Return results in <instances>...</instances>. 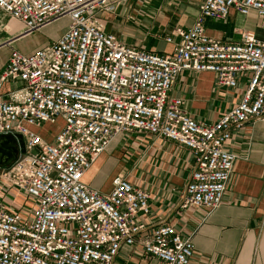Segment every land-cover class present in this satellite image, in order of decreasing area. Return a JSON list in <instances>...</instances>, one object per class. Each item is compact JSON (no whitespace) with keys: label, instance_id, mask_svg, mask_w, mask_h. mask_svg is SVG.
<instances>
[{"label":"built area","instance_id":"2783aa9c","mask_svg":"<svg viewBox=\"0 0 264 264\" xmlns=\"http://www.w3.org/2000/svg\"><path fill=\"white\" fill-rule=\"evenodd\" d=\"M126 1L0 0V12L21 26L0 49L70 20L47 46L31 54L12 49L0 73V137L19 147L23 136L26 147L0 168V264H114L123 246H140L166 264H191L193 235L151 224L149 192L118 177L105 194L84 176L120 136L166 139L194 160L180 210L212 213L238 159L228 147L232 129L264 121V40L244 31L240 42L227 43L206 33L207 20L224 21L232 9L255 11L264 26V0H205L194 24L166 38L174 43L168 54L128 46L107 31L102 15L116 16ZM183 72L215 73L217 87L227 90L244 80L246 88L218 121L201 123L171 96ZM58 119L64 126L52 142L30 128ZM11 191L7 206L2 198ZM31 197L34 207L27 208Z\"/></svg>","mask_w":264,"mask_h":264},{"label":"crops","instance_id":"0c3cea01","mask_svg":"<svg viewBox=\"0 0 264 264\" xmlns=\"http://www.w3.org/2000/svg\"><path fill=\"white\" fill-rule=\"evenodd\" d=\"M153 1L158 4L151 18L167 20V15H170L168 24L172 20L175 22L171 30L167 29L164 34L156 36L141 27L117 23L106 25L107 31L128 46L162 54L172 53L174 43H167L166 38L177 27L188 28L194 24L205 0ZM108 16L114 18L113 15ZM145 19L149 20L148 16ZM8 29L11 34H1L0 45L13 38L17 26L12 22ZM244 31L252 32L258 39L264 40L263 21L255 11L245 16L232 9L224 21H206V33L223 42H240ZM23 40L13 45H18L21 50L28 48L29 44L20 43ZM174 40L176 42L178 38ZM51 42L45 41L40 48ZM8 59L7 54L0 60V73ZM245 88L244 80L237 89L227 90L217 87L215 73L183 72L178 76L171 96L182 98L187 112L194 119L213 124L238 103ZM125 137H118L97 159L84 176L86 185L108 194L116 178L132 179L137 188L150 193L151 212L148 221L151 224L174 225L184 236L193 235L195 257L191 264H264V121L255 119L240 130L232 129L228 147L238 159L224 201L212 213L206 209L180 210L181 195L190 181L194 164L188 148L146 135L143 142L135 144V155L130 161L131 171H124V175H121V162L111 166L108 161L110 155L118 157L122 153L115 148L114 143ZM2 149L5 150V145ZM114 264L166 263L144 254L140 246H123Z\"/></svg>","mask_w":264,"mask_h":264},{"label":"rangeland","instance_id":"374dc122","mask_svg":"<svg viewBox=\"0 0 264 264\" xmlns=\"http://www.w3.org/2000/svg\"><path fill=\"white\" fill-rule=\"evenodd\" d=\"M157 4L158 3H156V1L154 2L153 0H128L123 4L122 7L124 8L119 9L116 18L115 16L114 18L108 16L109 17L108 18L106 17L107 15H102L101 19L106 25L109 26H113L117 23H119V25H121L122 23H126L129 26L141 27L144 30L149 31V33L152 35L160 36L161 34L167 32V29L171 30V27L175 25V22H173L172 20L171 24H168L169 21L168 19H170V15H167V20H160V19L158 20L155 18H151L155 13L154 10H156L155 6ZM147 16L149 20L145 19V17ZM12 22L14 25L17 26V31L15 32V34H12L14 38V36L17 33H19V31L21 30V26L17 22L11 21L9 17H7L4 13L0 12V35L5 32L4 30L5 27L7 30L6 33L11 34L8 31L9 30L8 27ZM69 23L70 20L68 18L62 19L52 24L51 26L45 28L41 32H37L25 38L20 43H25V44L27 43L29 44V47L24 50H21L18 45L17 46L11 45L9 47L0 49V60L5 58L7 54L10 55L11 50L16 48L19 49L24 54L33 53L35 50L40 49V47L45 41L52 40L53 42L58 38H60L61 34L67 28ZM63 126H64V121L62 119H58L56 123L54 124L46 123L42 128H34V127H30V128L33 131L39 133L47 141L52 142L54 141L56 134L61 130ZM144 137H146V135H138V136L128 135L124 139L119 138L117 142L114 143V145L115 148L121 150L122 153L120 155H117V152L113 151L118 157L112 156L113 154L110 155L108 165L114 166L116 163L121 162L119 174L124 175V171L125 173L130 172L131 171L130 161L133 160L132 156L135 155V144H138V142H143L142 140L144 139ZM10 165H12V163ZM131 180L129 181L133 183ZM15 195H16L15 192L11 191L7 193V196L2 199L4 200V203L7 206H10V204L13 201L12 198H14ZM23 200L25 199L23 198ZM23 203L27 208H33L35 204V200L31 197L28 198L26 202L23 201ZM16 206H18V209H20L23 205L17 202ZM22 215L24 217L26 216L23 212Z\"/></svg>","mask_w":264,"mask_h":264},{"label":"bare ground","instance_id":"6f19581e","mask_svg":"<svg viewBox=\"0 0 264 264\" xmlns=\"http://www.w3.org/2000/svg\"><path fill=\"white\" fill-rule=\"evenodd\" d=\"M14 40V39H13ZM15 42H17V41H15ZM9 143L10 145H11V152H13V153H15L17 156H16V158H13L12 159V157H11V155H9V154H4L3 152H4V150H3V152H1L3 155H6V157L10 160V162H9V164H11V163H13L16 159H17V157L19 156L18 155V153H17V145H16V143H15V141L13 140V139H11V138H9V137H5V138H2L1 140H0V149H2L3 148V145L5 144V143ZM113 143V142H112ZM111 143V144H112Z\"/></svg>","mask_w":264,"mask_h":264},{"label":"water","instance_id":"95a60500","mask_svg":"<svg viewBox=\"0 0 264 264\" xmlns=\"http://www.w3.org/2000/svg\"><path fill=\"white\" fill-rule=\"evenodd\" d=\"M5 137H9V136H1L0 137V140L2 138H5ZM10 138V137H9ZM18 142H19V147H17V153L18 155H20L21 153H25L26 152V147H25V140H24V137L23 136H18ZM19 157V156H18ZM17 157V159H18ZM16 159V160H17ZM10 164L8 163H5V158L3 159L2 156L0 155V168H3V167H7L9 166Z\"/></svg>","mask_w":264,"mask_h":264},{"label":"flooded vegetation","instance_id":"af4514ba","mask_svg":"<svg viewBox=\"0 0 264 264\" xmlns=\"http://www.w3.org/2000/svg\"><path fill=\"white\" fill-rule=\"evenodd\" d=\"M4 145H5V150L3 152V149H0V155L2 156L3 159L5 158V163L9 164L10 160L6 157V155H3L1 152H3L4 154L11 155L12 159L16 158L17 155L15 153L11 152V145L12 144L10 145L9 143H5Z\"/></svg>","mask_w":264,"mask_h":264}]
</instances>
